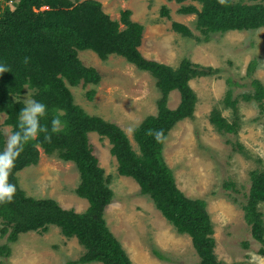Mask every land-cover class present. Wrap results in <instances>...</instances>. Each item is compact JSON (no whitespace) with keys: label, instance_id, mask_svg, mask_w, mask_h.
I'll list each match as a JSON object with an SVG mask.
<instances>
[{"label":"trees","instance_id":"16d2710c","mask_svg":"<svg viewBox=\"0 0 264 264\" xmlns=\"http://www.w3.org/2000/svg\"><path fill=\"white\" fill-rule=\"evenodd\" d=\"M169 1L182 5L180 14L197 16L196 29L204 38L174 21L173 31L183 37L208 42L215 34L264 28V0ZM188 1L191 3L185 4ZM161 15L170 18V9L163 6ZM131 17L132 11L125 10L119 20H113L99 0L0 1V63L10 70L0 74V152L7 151L13 157L9 163L6 156L0 161V167L6 170L7 182L16 186L12 201L0 204L1 236L8 235V241L14 243L21 234H45L56 227L66 238L77 239L84 249L79 260L68 264H133L104 218L115 194L91 142L90 134L96 133L112 145L111 153L118 160L119 175L134 179L141 194L153 200L178 234L191 237L200 264H225L215 252V232L207 202L189 198L178 188L174 172L163 155L170 131L179 122L194 118L198 98L190 82L220 71L194 64L188 58L178 68L146 58L140 50L146 28ZM81 51H93L103 61L117 55L156 80L162 94L158 100V114L147 117L135 129L138 151L120 125L91 115L76 103L73 88L98 86L102 79L96 68L83 64L79 58ZM256 67L253 60L249 65L250 76ZM228 84L230 88L223 100L225 109L232 108L237 113L238 99L234 98L230 78ZM253 85L255 92L245 93L243 98L264 107V85L256 79ZM25 87L32 91V98L47 106L48 111L41 120L44 131L24 144L19 155H15L8 144L5 127L11 128L10 134L16 130L18 113L24 106L16 100L24 99L28 91ZM175 90L181 93L182 100L176 110H170L167 107L169 94ZM86 95L93 100L96 88ZM58 111L63 126L60 132L52 133L51 119ZM2 115L5 116L3 122ZM239 121L236 115L230 122L218 108L210 115L215 130L225 136L239 134ZM156 130H163L162 142L149 135V131ZM234 146L237 152L243 149L239 142ZM42 150L48 156L76 165L80 183L75 193L89 202L86 212L67 210L54 199L29 196L22 189L18 174L39 164ZM250 180L251 187L241 206L253 237L264 246V213L260 209L264 206V169L251 171ZM226 187L234 188V184L228 183ZM10 251L11 245L5 244L0 247V256H9ZM154 252L158 258L166 259L158 251ZM261 254L264 255V248Z\"/></svg>","mask_w":264,"mask_h":264},{"label":"rangeland","instance_id":"374dc122","mask_svg":"<svg viewBox=\"0 0 264 264\" xmlns=\"http://www.w3.org/2000/svg\"><path fill=\"white\" fill-rule=\"evenodd\" d=\"M99 1L113 20H119L122 11L131 10V19L145 26L140 50L146 58L174 68L188 58L194 64L220 71L190 82L198 98L194 118L179 122L170 131L163 155L174 172L178 188L189 198L207 202L218 259L225 264H264L261 254L264 246L253 237L241 206L251 187V171L264 169V107L243 98V94L255 92V79L264 85V28L215 34L208 42L198 41L172 29L173 22H179L195 36L204 38L196 29L197 16L179 13L181 4L169 0ZM163 6L170 9V18L161 15ZM79 58L85 66L96 68L102 79L98 86L73 88L76 103L89 114L120 125L138 151L135 129L147 117L158 114L162 94L156 80L117 55L103 61L93 51H81ZM253 60L257 67L250 76L249 65ZM229 78L233 82L234 98L238 99L237 113L232 108L225 109L223 101L230 88ZM93 88L96 95L90 100L86 93ZM29 92L32 97V91ZM27 94L28 91L24 99ZM181 100V93L175 90L169 94L167 107L176 110ZM216 108L230 122L238 115L237 136H225L215 130L210 115ZM4 119L2 115L1 122ZM129 128L134 131H128ZM10 130L5 127L8 137ZM90 135L100 166L110 177V188L115 194L104 218L133 264H200L191 237L178 234L153 200L141 194L134 179L119 175L118 160L111 153L109 140L96 133ZM236 142L243 146L242 151H236ZM18 177L29 196L54 199L63 208L78 213L89 208V202L75 193L80 174L74 163L48 156L42 150L39 164L24 169ZM228 183H233L234 188L226 187ZM260 209L264 213V206ZM2 227L0 221V247L10 244L11 251L9 256H0V264H68L84 254L77 239L66 238L56 227L45 234H21L14 243L8 241V235L1 236ZM154 250L166 259L158 258Z\"/></svg>","mask_w":264,"mask_h":264},{"label":"clouds","instance_id":"9594fccd","mask_svg":"<svg viewBox=\"0 0 264 264\" xmlns=\"http://www.w3.org/2000/svg\"><path fill=\"white\" fill-rule=\"evenodd\" d=\"M25 62H27V58L25 59ZM5 72H10L9 68L5 64L0 63V74ZM16 102H22L24 106L18 113L16 130L9 135L8 144L11 146L12 152L15 153V155H19L24 144L38 136L41 131H44L41 127V120L46 116L48 109L43 102L31 97L29 89L27 97L23 100H21L20 97ZM60 115L61 114L58 111L51 119L52 133H58L61 131L63 122ZM128 131L131 132L134 131V129L129 128ZM149 135H153L157 142H162L165 138L163 130H156L154 132L149 131ZM47 138L50 139L51 137L49 136ZM6 156H8L9 163H11L13 157L10 156L7 151L0 152V161H3ZM15 192L16 186L7 182L6 170L0 167V204L10 203Z\"/></svg>","mask_w":264,"mask_h":264}]
</instances>
